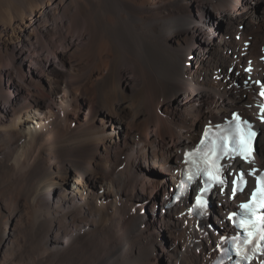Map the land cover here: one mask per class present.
Returning <instances> with one entry per match:
<instances>
[{
    "label": "bare ground",
    "instance_id": "6f19581e",
    "mask_svg": "<svg viewBox=\"0 0 264 264\" xmlns=\"http://www.w3.org/2000/svg\"><path fill=\"white\" fill-rule=\"evenodd\" d=\"M8 1L0 0L9 6L0 15V212L12 203V216L22 213L15 234L0 238V264H162L163 256L207 264L211 247L192 239L199 233L179 216L185 206L165 207V196L181 151L208 119L253 114L263 102L229 68L246 75L253 39L264 43L256 35L264 0ZM242 24L243 39L234 30ZM254 66L248 74L264 75L263 62ZM35 111L49 121L19 153L15 121ZM62 170L84 179L86 196L55 182ZM132 199L141 202L135 212ZM216 201L219 214L231 205L223 195Z\"/></svg>",
    "mask_w": 264,
    "mask_h": 264
},
{
    "label": "rangeland",
    "instance_id": "374dc122",
    "mask_svg": "<svg viewBox=\"0 0 264 264\" xmlns=\"http://www.w3.org/2000/svg\"><path fill=\"white\" fill-rule=\"evenodd\" d=\"M9 2V4L11 5V3H13V1H11V0H9L8 1ZM7 2V3H8ZM1 4L2 3H0V15L1 16H4V14L6 13V11L8 10L7 8L9 7V6H6V5H4V6H6V7H4L3 5L1 6ZM6 10V11H5ZM197 11H196V9L195 8H193V7H189V9L187 10V14H189V15H193V14H195ZM1 16H0V18H1ZM27 18V17H26ZM28 18H29V16H28ZM27 21V19H24L23 20V22H26ZM223 24V23H222ZM236 26V25H235ZM237 26H239V25H237ZM236 26V27H237ZM235 27V28H236ZM19 28H20V26H18V27H16V29H15V31L14 32H18L19 31ZM223 28V25H220L217 29H219V30H221ZM254 30H257V27H254L253 28ZM218 30V31H219ZM234 30H236V32L237 33H239L241 36L240 37H242V39L244 38V36H246L245 35V30H244V25L242 24V25H240L239 26V28L238 29H234ZM233 30V31H234ZM235 32V31H234ZM259 32H261L262 34H264V26L263 27H261L259 30H258V33H256V35L257 34H259ZM256 35H254V38H255V36ZM11 34H8V35H3V38H4V40H6L7 42H11L12 41V39H11ZM7 37V38H6ZM256 39V38H255ZM255 41V42H254ZM253 42H254V46H253V49H254V51H256L255 53L253 52L252 53V56H253V58L255 59V63H258L259 64V58H258V56H260L259 54H261V45H263L264 43L262 42V41H256V40H254L253 39ZM257 42V43H256ZM259 46V47H258ZM255 47L256 48H258L257 50L255 49ZM258 52H260V53H258ZM257 55V56H256ZM252 56H251V58H252ZM254 56H256V57H254ZM256 60H258V62H256ZM198 66V64L196 63V62H193L192 63V67H194V68H196ZM239 79L240 78H237L236 79V85H239L238 83H239ZM244 79V78H243ZM242 85H246V84H244V83H242ZM248 85V84H247ZM257 94H258V92H256ZM60 96H58L57 97V100L59 101L60 100ZM237 108H241V106H237ZM86 106L85 105H83L82 107H81V110H80V112H79V114H81V115H83V113L86 111ZM227 113H229V112H227ZM226 113V114H227ZM45 116L48 118V116H49V114L48 113H46V114H40L39 112H37V111H35V112H24V113H20V116H18V118L16 119V121H15V124H17L16 126H17V128H18V130L24 135V138H23V140H22V143H20V147H19V153L20 152H22V150H24L26 147H28V145H29V139H30V137L32 136V135H34V134H37V133H39L40 132V129H41V127H40V121L42 120V124H46V123H48V119L47 118H45ZM40 128V129H39ZM259 146H260V151H261V144H260V142H259V144H258ZM23 148V149H22ZM260 154H261V152H260ZM259 154V155H260ZM263 162V164H264V161H262ZM157 176H159V175H157ZM156 176V177H157ZM52 177L55 179V182H57L58 184H60V185H62L63 186V188L66 190V192H75V193H81L82 191H84V196H86L87 195V193H88V188H87V186L86 185H84V179L81 177V176H77V174L75 173V172H73V171H66V170H62V171H60V172H55L53 175H52ZM46 190H49V187L48 186H46ZM157 198H158V196H157ZM156 198V199H157ZM132 201H133V203H134V212L136 211V210H138L139 208H140V206H141V202H140V200L139 199H132ZM157 206H160V204L159 205H157ZM155 207V210L157 211V210H159V207ZM7 209H6V208ZM4 207V205H2V210H1V212H0V238L1 237H4V238H9V237H12L15 233H13V232H15V229H16V225H17V222L19 221V217H20V214L22 213V212H18V211H16L14 214H13V216H12V213H13V211H15L14 210V206L12 205V203L9 205H7V206H5ZM146 212V211H145ZM17 217V218H16ZM6 219H8L9 220V224L7 225L6 224V222H5V220ZM17 219V220H16ZM213 222H214V219H211ZM16 224V225H15ZM8 226V227H7ZM7 227V228H6ZM218 227V225L216 226V228ZM5 229H6V232H5ZM4 233V234H3ZM159 240H160V243H164L165 242V238H168L167 237V234H166V232H165V230H161L160 231V233H159ZM165 237V238H164ZM161 247H158V249H156V254L155 255H153L154 257H157L158 255H159V249H160ZM168 250H169V248H168ZM160 263H162V264H166V260H165V257L163 256V257H160Z\"/></svg>",
    "mask_w": 264,
    "mask_h": 264
},
{
    "label": "snow or ice",
    "instance_id": "6c2138e0",
    "mask_svg": "<svg viewBox=\"0 0 264 264\" xmlns=\"http://www.w3.org/2000/svg\"><path fill=\"white\" fill-rule=\"evenodd\" d=\"M237 119H239V117H236ZM246 123V122H245ZM255 133L253 132H249L248 133V136H249V139L251 138V136H254ZM201 143L203 144V141H201ZM248 154H250V149L248 150ZM188 155H192L191 153L188 154ZM212 155H215V153H212ZM216 160H219V156H216ZM216 160L212 161V168H213V171H209L208 172V175L210 176V178L215 181L216 183H219V184H223L224 181L223 179L221 178L220 176V168L216 165ZM189 180L192 179L191 175L188 177ZM240 180L241 182H243V176L240 177ZM233 183L235 184L236 182L233 181ZM258 187L256 188V190L252 193V201H250L249 203L247 204H242L241 205V208L242 209H249L250 208V204L253 202V201H256L259 203V206L261 208H264V181H259L258 180ZM183 190V188H182ZM238 189L236 187H234L232 189L233 193L235 194V192L237 191ZM208 191V188L205 187V188H202L201 189V194L203 195L204 193H206ZM206 201L203 200L201 198V196H197V205L200 207V208H204L206 206ZM261 219H264V217H261ZM241 223L243 224V221H241Z\"/></svg>",
    "mask_w": 264,
    "mask_h": 264
},
{
    "label": "water",
    "instance_id": "95a60500",
    "mask_svg": "<svg viewBox=\"0 0 264 264\" xmlns=\"http://www.w3.org/2000/svg\"><path fill=\"white\" fill-rule=\"evenodd\" d=\"M256 148H257V151H258V150H259V145H257V147H256Z\"/></svg>",
    "mask_w": 264,
    "mask_h": 264
}]
</instances>
